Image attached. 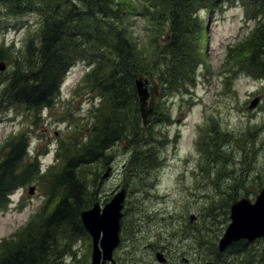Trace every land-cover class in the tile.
I'll list each match as a JSON object with an SVG mask.
<instances>
[{
    "label": "trees",
    "instance_id": "16d2710c",
    "mask_svg": "<svg viewBox=\"0 0 264 264\" xmlns=\"http://www.w3.org/2000/svg\"><path fill=\"white\" fill-rule=\"evenodd\" d=\"M239 2L255 26L245 44L241 42L229 48L225 63L229 71H245L261 79L264 77V0H0L2 17L31 15L37 20V31L25 45L23 59L11 58V45L0 43V61H5L7 66L13 63L0 89V111L16 105L36 112L52 108L64 76L76 63L86 67L81 85L101 103L96 110L100 112L98 126L81 127L77 133L82 137L68 139L65 147L59 143L56 156L61 162L66 161L61 169L49 168L40 175L37 159L26 154L28 143L22 135L16 140L8 138L0 148V208L9 204L14 191L36 178L49 184L48 199L40 213L22 229L19 245L16 239L3 242L0 264H65L67 257H74V244L88 237L79 220L80 212L88 206L85 181L76 179L74 171L79 168L81 172L98 162L119 142L133 150L132 167L154 165V151L146 148L153 141L152 125L158 120L164 123L162 117L155 120L156 115L168 117L169 114L153 110L147 126H142L135 79L142 77L157 84L165 97L191 95L197 73L206 65L199 54L205 29L200 13L211 14ZM136 20L142 22L139 31L134 30ZM244 45L245 52L241 53L245 55H238ZM227 88L230 89L228 85ZM212 123L213 119L209 118L198 128L204 146L202 153L207 157L219 152L223 137L228 139L227 133ZM84 137L86 144L82 141ZM261 187L253 190L240 186V196L237 190H227L225 196L232 202L245 196L254 198ZM218 211L215 205L204 210L203 219L215 228L218 217L220 222L227 221L228 213ZM36 218L41 219L40 225L33 223ZM214 227L209 229L205 249L217 264H264L262 240L253 242L261 245V252H255L254 245L238 241L219 253ZM31 231L34 233L28 235ZM52 246L57 249H50Z\"/></svg>",
    "mask_w": 264,
    "mask_h": 264
},
{
    "label": "rangeland",
    "instance_id": "374dc122",
    "mask_svg": "<svg viewBox=\"0 0 264 264\" xmlns=\"http://www.w3.org/2000/svg\"><path fill=\"white\" fill-rule=\"evenodd\" d=\"M200 15L205 29L199 54L206 65L198 71L191 95L169 94L165 97L162 89L158 88L153 96L151 84L149 86L152 111H159V114L167 111L170 116L156 115L155 120L162 117L164 123L158 120L152 125L156 140L153 136V141L146 148L154 151V165L132 167L130 157L133 150L119 142L98 162L81 172L79 168L74 171L76 179L85 181L88 206L83 210L90 209L95 202L103 206L116 192L125 191L119 222L121 224L122 221V233L120 227V242L113 251L118 264H131L133 260L140 264H156L153 250L166 257L168 264H184L183 258H188L190 264H217L205 249L209 229L214 225L203 219L204 210L215 205L220 210L218 212L228 213L226 222H220L219 217L214 221L217 248L218 240L229 224V208L234 202L225 196L226 191L237 190L240 196V186L253 190L264 187V77L254 78L245 71H237L238 68L237 72L229 71L225 63L229 48L241 42L245 44L255 25L253 21L248 23L249 17L241 2L211 14L201 12ZM142 27V22L136 20L134 30L139 31ZM36 31L37 20L31 15L19 18L0 15V43L11 45V58L23 59L25 45L33 39ZM245 47L238 51V55H245L242 54ZM11 65L12 62L0 74V89L6 83ZM84 67L76 63L68 69L52 108L36 112L16 105L1 110L0 148L8 138L16 140L17 136L23 135L28 143V157H37L44 168L48 165L60 169L65 167L66 161L54 159L56 143L65 147L68 139L82 137L77 133L81 127L89 124L98 126L100 112L96 110L101 103L95 96L88 95L79 82ZM94 98L97 107L90 110ZM255 98L258 99L255 107L249 109V103ZM209 118L213 119L212 126L227 133L228 139L223 137L219 152L207 157L202 153L204 146H201L198 128ZM26 129L28 136L24 133ZM82 141L86 144L87 138ZM107 169L108 176L102 179ZM48 185L36 178L12 194V204L0 209V248L4 241L10 239H16L19 245L21 229L33 214L41 210L45 197H48ZM30 187L33 191L29 194ZM245 198L254 200L255 197ZM55 202L52 201L51 206ZM191 215L194 216L192 222ZM40 221L36 218L33 223L40 225ZM202 223L209 228L205 225L201 228ZM33 233L31 231L28 235ZM89 247L91 250L89 236L78 240L72 248L74 257H67L65 264H89ZM50 249L57 248L52 246ZM262 249L260 244L253 247L255 252Z\"/></svg>",
    "mask_w": 264,
    "mask_h": 264
},
{
    "label": "water",
    "instance_id": "95a60500",
    "mask_svg": "<svg viewBox=\"0 0 264 264\" xmlns=\"http://www.w3.org/2000/svg\"><path fill=\"white\" fill-rule=\"evenodd\" d=\"M6 65L0 62V73L4 72ZM135 89L139 104V114L142 126L145 127L148 117L152 112L150 106L148 80L141 77L135 79ZM156 94L158 86L153 84ZM258 99H254L249 109L255 107ZM108 169L101 177L108 176ZM33 187L29 188V194L32 193ZM125 191L121 189L111 200L106 203L102 209L98 203L92 208L82 211L79 214L83 228L91 238V255L90 264H105L112 262V254L119 244V221L122 216L121 210L124 202ZM194 216H190V222ZM261 239L264 241V187L259 190L254 200L241 198L234 201L229 208V224L225 228L221 238L218 240L217 251L223 253L227 247L238 241L251 243ZM159 262H163L161 254H157ZM214 264V263H206Z\"/></svg>",
    "mask_w": 264,
    "mask_h": 264
},
{
    "label": "flooded vegetation",
    "instance_id": "af4514ba",
    "mask_svg": "<svg viewBox=\"0 0 264 264\" xmlns=\"http://www.w3.org/2000/svg\"><path fill=\"white\" fill-rule=\"evenodd\" d=\"M120 227H121V231H120V234H121V233H122V227H123V225H122V221H121ZM153 253H154V256H155V259H154L153 261H154L156 264H157V263H158V264H168V263H169L168 259H166V257H164V256H162V258H163V262H159V261L157 260V258H156V255H157V254H160V253H158L156 250H153ZM182 261H183L184 264H190L189 261H188V258H183ZM133 262H134V264H140V262H139V261H136V260H133L132 263H133ZM143 262L146 263L145 261H143ZM132 263H131V264H132ZM105 264H118V263H117V261H116V259H115V256L112 255V262H106Z\"/></svg>",
    "mask_w": 264,
    "mask_h": 264
}]
</instances>
